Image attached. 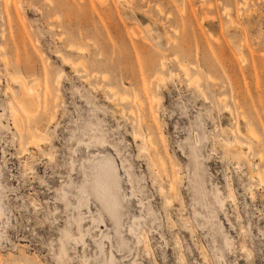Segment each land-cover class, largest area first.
<instances>
[{"label":"rangeland","instance_id":"1","mask_svg":"<svg viewBox=\"0 0 264 264\" xmlns=\"http://www.w3.org/2000/svg\"><path fill=\"white\" fill-rule=\"evenodd\" d=\"M234 137L264 172V0H0V264H264Z\"/></svg>","mask_w":264,"mask_h":264},{"label":"bare ground","instance_id":"2","mask_svg":"<svg viewBox=\"0 0 264 264\" xmlns=\"http://www.w3.org/2000/svg\"><path fill=\"white\" fill-rule=\"evenodd\" d=\"M66 61H67V59H66ZM78 63H80V62H78ZM181 65L182 64H180V66ZM157 75L160 77L159 79H161V74L160 75L157 74ZM11 77L19 85L18 86L19 87L18 95L14 96L16 105H18V107L15 105L14 102L13 103H9L11 111H12L14 127H15L17 133L25 135L28 138V141L26 140L28 145L39 146L41 138L38 137L37 135H35L33 132L32 133L30 132L32 127L30 126L29 122H32V121L34 122L38 118L37 116L40 114L41 105H42L41 104L42 102H41L40 98H42V97H39V94L37 93L36 89L32 85H30L27 82H25L23 77L17 76V75H13V76L11 75ZM156 80H157V78H156ZM120 98L122 99V97H120ZM39 123L40 122H37V124H39ZM36 125L34 127V131H37L36 130L37 129ZM41 127H40V130H41ZM248 134H250L252 137H257L258 138V135L255 133V131L252 128H248ZM149 139H151V138H148V140ZM221 142L222 141H220V143ZM149 144L151 146L153 154L154 155L157 154V156H158L157 162H158V164L160 166V169H161L162 173L165 174L166 177H167L168 172L166 171V166H165L164 160L162 159V157L160 155L159 150L152 143V140L149 141ZM220 148H221V144H220ZM245 149H247V151L248 150L250 151V146L247 143L242 142L238 137L237 138L234 137L233 142L232 141H231V143L230 142L229 143L226 142V144L224 145V151L223 152H225V155H227V156L229 154L230 157H231V160L232 159L236 160V162L237 161H243V162H245V164H248V168L250 170V173H252V176H255L257 178L259 184H261V186L264 187V172L260 168H259L260 170L259 169H255L254 170V169L250 168V166H249L250 160H249V158L247 156V153H246ZM225 150L228 152V154L226 153ZM261 156L262 155L259 154V156H258L259 159H261ZM163 189L164 188L162 187V190ZM249 190H250V188H249ZM175 191H176V187H175V184H174L173 180H168V184H167V187H166V193H167V200L166 201H168V203H170L171 199L175 196ZM252 191H251V193H252ZM216 193H217V191H216ZM214 198H215L214 200H216V202L220 206H222L224 204L223 200L225 198L222 199V197H220V196L218 197V195L216 197H214ZM217 203H215V204H217ZM75 239H76V237H75ZM226 241H228V240H226Z\"/></svg>","mask_w":264,"mask_h":264}]
</instances>
